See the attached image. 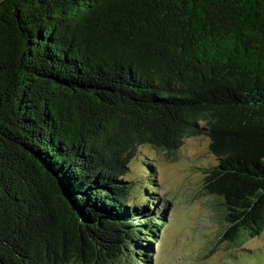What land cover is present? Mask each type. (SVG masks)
I'll return each instance as SVG.
<instances>
[{"label": "trees", "instance_id": "obj_1", "mask_svg": "<svg viewBox=\"0 0 264 264\" xmlns=\"http://www.w3.org/2000/svg\"><path fill=\"white\" fill-rule=\"evenodd\" d=\"M196 136L236 249L264 231V0H0V264H151L168 201L130 163Z\"/></svg>", "mask_w": 264, "mask_h": 264}, {"label": "rangeland", "instance_id": "obj_2", "mask_svg": "<svg viewBox=\"0 0 264 264\" xmlns=\"http://www.w3.org/2000/svg\"><path fill=\"white\" fill-rule=\"evenodd\" d=\"M156 157L155 179L168 205L166 226L157 235L160 245L152 244L151 264H264V231L236 249L220 240L221 202L203 186L206 167L215 164L206 137L184 138L169 158L151 146H139L128 179L139 180L145 172L143 162ZM241 250L248 253L235 259L234 254Z\"/></svg>", "mask_w": 264, "mask_h": 264}, {"label": "water", "instance_id": "obj_3", "mask_svg": "<svg viewBox=\"0 0 264 264\" xmlns=\"http://www.w3.org/2000/svg\"><path fill=\"white\" fill-rule=\"evenodd\" d=\"M62 194L64 195L63 191H62ZM64 197H65V195H64Z\"/></svg>", "mask_w": 264, "mask_h": 264}]
</instances>
